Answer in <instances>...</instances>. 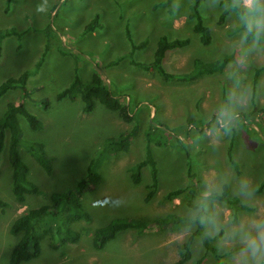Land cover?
Wrapping results in <instances>:
<instances>
[{
	"label": "rangeland",
	"instance_id": "374dc122",
	"mask_svg": "<svg viewBox=\"0 0 264 264\" xmlns=\"http://www.w3.org/2000/svg\"><path fill=\"white\" fill-rule=\"evenodd\" d=\"M191 1L49 0L48 11L37 13L41 0H11L8 5L0 0V84L30 72L25 85L1 96L0 117L8 103L17 101L43 124L33 130L22 115H16L27 176L42 190L27 194L23 203L16 201L11 189L6 132L0 158V198L7 202L0 209V264H9L11 249L20 238L10 232L13 220L28 208L50 204L52 192L75 187L93 160L100 181L95 189L81 194L92 219L72 225L83 232L80 240L52 249L45 238L40 255L22 264H173L180 257L178 247L196 224L179 230L129 228L102 250L92 243L94 230L117 217L153 222L167 213L199 216L224 264H252L244 251L242 232L264 219V33L248 36L234 11L223 24L218 23L230 3L243 7V0H201L200 12L212 35L211 43L203 46L192 31ZM262 16L264 0L256 18ZM94 20V31H85ZM8 30L13 33L3 35ZM163 35L190 38L187 46L169 51L163 59L168 72L186 75L196 58L212 61L228 54L232 59L222 72L165 81L156 69L142 66L154 61ZM131 40L145 44L133 50ZM117 59V64H110ZM99 66L105 67L112 92L129 105L133 122H124L99 101L86 113L80 97L57 99L75 73L87 81ZM131 129L126 150L115 151L106 144ZM33 142L41 143L51 156L50 172L31 152ZM229 147L237 170L229 162ZM148 150L156 161L158 187L146 201L151 170L143 167L141 181L135 184L130 167L144 159ZM189 174L198 181V192H219L226 184L229 196L239 197L250 209L233 216L222 201L200 195L192 198ZM178 188L183 192L164 198ZM203 198L204 205H189ZM190 251L183 264H195L201 257V264H219L198 235Z\"/></svg>",
	"mask_w": 264,
	"mask_h": 264
},
{
	"label": "trees",
	"instance_id": "16d2710c",
	"mask_svg": "<svg viewBox=\"0 0 264 264\" xmlns=\"http://www.w3.org/2000/svg\"><path fill=\"white\" fill-rule=\"evenodd\" d=\"M11 0H7V5ZM169 2V0H168ZM201 0H192L189 6V16L193 20L192 31L199 35V41L203 46H208L212 41V35L209 26L204 21L200 12ZM236 12L242 18L245 15L244 7H240L236 4H231L227 9H224L218 19L219 24H223L226 16L230 12ZM96 20L89 23L85 30L90 31L94 28ZM240 29L244 30L248 36L256 35V33L248 32L245 21L242 19ZM13 30H8L3 35H10ZM2 35V36H3ZM131 37V36H130ZM190 42L189 37L169 39L163 35L157 42L155 50V59L152 63L144 64L146 69H156L159 76L165 80L187 79L197 77L201 74H213L216 72H222L228 62L232 59L231 55H224L222 58H218L212 61H204L196 58L193 61V68L188 74H176L168 72L163 66L162 61L168 55L169 51L183 48ZM145 43L142 42L136 45L131 40V46L134 49L142 47ZM0 56H1V44H0ZM119 59L112 61L110 64H117ZM137 66L140 62L133 61ZM37 65V68L39 67ZM96 68V66H95ZM105 67L99 66L93 71L90 78L87 81H83L78 74H74L72 81L67 87L57 94V99L68 98L75 100L80 97L82 101L83 112H92L95 104L99 101L108 110L116 112L118 117L126 123L134 121V115L129 108V105L124 103L121 97L116 96L108 86V81L104 73ZM257 74V71H256ZM30 72H23L16 78H8L6 81L0 84V98L9 89L18 85H25L27 83ZM22 115L29 126L33 130H39L43 127L42 122L32 114L21 102H10L7 104V108L3 115L0 117V158L1 152L4 148L6 132H9V144H8V156L12 169V193L16 201L25 202L27 194H41L42 190L38 184L28 178V166L21 157L19 151V145L21 142L20 128L18 126L16 115ZM134 129L130 131L122 132L118 137L110 138L106 141V144L112 146L115 151L126 150L129 144V139L133 135ZM147 139L149 134H146ZM29 147L37 161L45 168L47 172H50L51 165L49 161L51 156H48L41 143L33 142L29 143ZM229 162L236 169V162L231 157L230 147L228 148ZM149 166L151 170V183L148 185V192L145 200L148 201L157 191L158 176L156 161L153 158L150 151H147V155L144 159L140 160L136 164L130 167L131 179L135 184L141 181V170L143 167ZM1 172V170H0ZM192 185L189 190L192 198L195 195H200L205 198H211L214 200L222 201L230 206L232 209V215L236 216L240 210H248L250 207L242 203L237 196H229L230 189L226 184H223L221 191L215 192H198V181L189 174ZM100 181V175L97 171V161L93 160L89 163L85 175L77 182L76 186L66 191H54L50 194L51 203L44 204L38 207H32L26 209L19 214L12 222L10 226V232L14 235H20L17 243L12 247L9 264H22L25 261H29L40 255L42 248V240L49 239V247L52 249H58L66 244L77 243L83 235V232L75 230L72 225L79 221H91L92 216L82 201L81 194L86 191L95 189ZM264 183L261 185L263 188ZM183 192V189L178 188L168 192L164 198L171 199L175 195ZM202 201L196 204L189 202V205L194 207L204 205ZM7 202L0 198V209L5 208ZM196 224L195 231L188 236L179 247V259L173 264H183L191 256V245L193 239L198 235L204 248L211 252L217 259L219 264H224L218 250L210 242V237L204 232V225L199 221V216L196 218H189L186 216L177 215L175 213H167L163 217L154 220L153 222H146L140 219L117 217L107 223L104 226L98 227L94 230L92 243L96 250H102L106 247V244L113 240L117 234L123 230L134 228L138 231L153 230V229H172L179 230L182 227ZM203 257L199 258L195 264H201Z\"/></svg>",
	"mask_w": 264,
	"mask_h": 264
},
{
	"label": "clouds",
	"instance_id": "9594fccd",
	"mask_svg": "<svg viewBox=\"0 0 264 264\" xmlns=\"http://www.w3.org/2000/svg\"><path fill=\"white\" fill-rule=\"evenodd\" d=\"M51 5L49 0H41L36 5L37 13H46ZM245 21L248 32L255 31L256 35L264 33V16L256 18L261 11V0H243ZM244 251L250 254L252 264H264V219L253 222L252 226L242 232Z\"/></svg>",
	"mask_w": 264,
	"mask_h": 264
},
{
	"label": "crops",
	"instance_id": "0c3cea01",
	"mask_svg": "<svg viewBox=\"0 0 264 264\" xmlns=\"http://www.w3.org/2000/svg\"><path fill=\"white\" fill-rule=\"evenodd\" d=\"M86 26H87V25H86ZM95 26H96V24H95ZM95 26H94V27H95ZM85 31H86V30H85ZM93 31H94V29H93ZM92 73H93V72H92ZM92 73H91V74H92ZM91 74H90V76H91ZM90 76H89V78H90ZM89 78H88V79H89Z\"/></svg>",
	"mask_w": 264,
	"mask_h": 264
}]
</instances>
